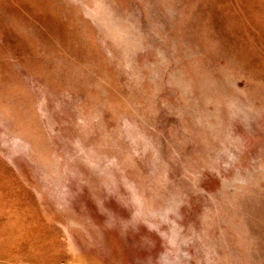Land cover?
Listing matches in <instances>:
<instances>
[{
  "label": "rangeland",
  "instance_id": "374dc122",
  "mask_svg": "<svg viewBox=\"0 0 264 264\" xmlns=\"http://www.w3.org/2000/svg\"><path fill=\"white\" fill-rule=\"evenodd\" d=\"M0 264H264V0H0Z\"/></svg>",
  "mask_w": 264,
  "mask_h": 264
}]
</instances>
